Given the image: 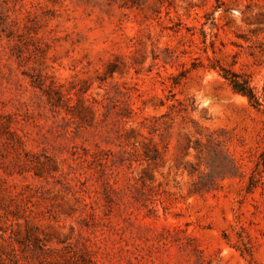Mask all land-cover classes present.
<instances>
[{
  "label": "rangeland",
  "instance_id": "obj_1",
  "mask_svg": "<svg viewBox=\"0 0 264 264\" xmlns=\"http://www.w3.org/2000/svg\"><path fill=\"white\" fill-rule=\"evenodd\" d=\"M0 264H264V0H0Z\"/></svg>",
  "mask_w": 264,
  "mask_h": 264
},
{
  "label": "trees",
  "instance_id": "obj_2",
  "mask_svg": "<svg viewBox=\"0 0 264 264\" xmlns=\"http://www.w3.org/2000/svg\"><path fill=\"white\" fill-rule=\"evenodd\" d=\"M222 70L224 71L223 76L227 80H229L235 92L246 96L249 101L255 106L261 104L259 98L254 92V88L251 86L250 81L247 77L226 68H222Z\"/></svg>",
  "mask_w": 264,
  "mask_h": 264
}]
</instances>
